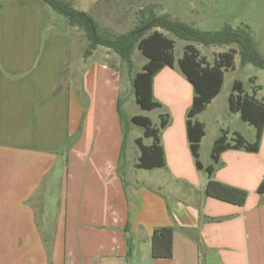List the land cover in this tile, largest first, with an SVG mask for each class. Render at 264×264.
Instances as JSON below:
<instances>
[{
  "label": "crops",
  "instance_id": "1",
  "mask_svg": "<svg viewBox=\"0 0 264 264\" xmlns=\"http://www.w3.org/2000/svg\"><path fill=\"white\" fill-rule=\"evenodd\" d=\"M47 19L34 0H8L0 9V264H264V128L256 152L227 149L213 162L222 131L231 144L233 133L255 141L247 122L248 137L230 129L240 116L227 104L226 121L217 122L203 154L202 138L199 160L213 167L211 179L247 197L242 205L208 197L207 173L196 169L186 136L192 86L175 64L164 67L153 81L155 99L169 112L159 134L164 166L136 167V139L149 146L151 138L132 137L127 157L132 168L164 170L177 184L126 180L122 73L104 58L83 56L82 74L73 76L70 38L50 33L41 42ZM162 226L174 231L172 257L154 259L150 238Z\"/></svg>",
  "mask_w": 264,
  "mask_h": 264
},
{
  "label": "trees",
  "instance_id": "2",
  "mask_svg": "<svg viewBox=\"0 0 264 264\" xmlns=\"http://www.w3.org/2000/svg\"><path fill=\"white\" fill-rule=\"evenodd\" d=\"M50 9L67 19L70 27L83 31L87 40L84 49V58H89L98 47H105L115 53L128 68L132 67L131 55L134 47L147 59L141 71L132 77V86L135 103L146 111L160 108V103L153 94V81L156 74L164 67L173 68L176 59L173 54L174 40L156 30L162 29L176 38L188 42L183 49L177 65L185 79L193 89V98L186 113V136L191 155L197 170H205L208 180L205 185V194L218 200L236 205L244 204L247 192L245 190L225 185L211 179L213 167L204 168L199 160L200 143L205 135V126L195 117L218 95L224 73L234 69V59L239 55L242 66L251 64L264 70V57L258 50L252 32L247 25L233 28L224 24L219 30L203 31L193 25L171 19L167 15H157L153 11L141 12L140 25L122 34H113L100 26L96 20L84 11L73 7V0H38ZM147 27V30L144 28ZM141 30L140 32H138ZM194 44L204 47L230 46L225 52L215 56L212 63L201 56ZM253 94L244 92L243 84L235 80L232 83L228 98V110L238 113L240 119L255 128V141L248 143L238 133H233L232 144L227 141V131H222L215 140L211 149V159L216 162L219 155L227 149H244L248 152L258 150L261 133L264 128V97L257 100ZM120 117V100L118 101ZM131 123L143 129V135L151 138L152 143L145 146L141 139H136L140 149L137 168L153 169L164 166V153L160 145L159 134L168 123L167 117H160L159 124L153 125L146 116L135 115ZM259 193H264V179L258 187ZM173 228L170 226L153 229L150 243L151 256L154 259L171 258L173 252Z\"/></svg>",
  "mask_w": 264,
  "mask_h": 264
},
{
  "label": "rangeland",
  "instance_id": "3",
  "mask_svg": "<svg viewBox=\"0 0 264 264\" xmlns=\"http://www.w3.org/2000/svg\"><path fill=\"white\" fill-rule=\"evenodd\" d=\"M7 1L0 0V9ZM34 1L48 12L46 24L41 29V42H45L50 33H63L64 36L69 37L71 40L70 70L72 73H76V75L72 74L73 76L77 77L79 73L81 76L82 69L86 65L83 54L87 45L83 31L75 27H70L65 17L59 15L38 0ZM72 4L75 9L91 15L100 26L118 35L137 28L140 25L141 12L149 10L157 15H167L171 19L193 25L195 28L203 31L219 30L226 23L230 24L233 28L248 25L255 43L258 45V49L264 57V0H73ZM156 30L174 40L173 54L175 59L180 58L183 54L184 46L188 42L180 40L162 29L157 28ZM194 45L197 47L200 55H204L205 59L207 58L209 60V63H212L215 58H213L210 50H213L214 56H216L217 51H226L229 47H236L235 45L215 47H204L200 44ZM211 47L214 49H211ZM90 57L92 60H97V57L104 58L106 62L116 66L120 73H122L120 91V109L122 116L120 117V123L124 135L127 138L125 154L121 160L120 167L123 169L122 171L126 180L138 179L153 184L164 183V186L168 187L167 189L172 188L177 182L171 180L166 171L134 169L132 168L131 159L127 157L128 151L133 147L132 137L141 136L145 144H149L151 141V139L143 137V129L131 123L130 117L135 115L146 116L153 124L158 125L160 117H165L166 113L169 114L164 106L146 111L142 110L135 103L132 77L141 71L142 65L147 59L136 47H134L131 55V69L115 53L105 47L96 48ZM90 57L87 60H91ZM173 71L184 82L189 84L180 72L177 63H175V69ZM67 78L65 77L63 79L62 86H66ZM235 80L243 84V88L248 94L252 93L253 84L255 83L258 87L256 97L260 100L264 97V70L256 68L251 64L242 66L239 55L237 54L234 59V69L224 73L223 85L220 89L219 96L197 116V119L203 122L205 133L207 134L201 150L202 154L204 150L209 149L210 145L208 146L207 143L211 141L210 138L218 132L217 122L222 120L224 124L226 121L227 96L231 92V85ZM172 81L176 82V79L174 78ZM229 125L230 129L235 128L248 137V125L242 123L241 119L232 120ZM134 148L138 151L136 145ZM203 157L205 156L203 155Z\"/></svg>",
  "mask_w": 264,
  "mask_h": 264
},
{
  "label": "water",
  "instance_id": "4",
  "mask_svg": "<svg viewBox=\"0 0 264 264\" xmlns=\"http://www.w3.org/2000/svg\"><path fill=\"white\" fill-rule=\"evenodd\" d=\"M144 30H147V27L144 28ZM141 30H139L138 32H140Z\"/></svg>",
  "mask_w": 264,
  "mask_h": 264
}]
</instances>
